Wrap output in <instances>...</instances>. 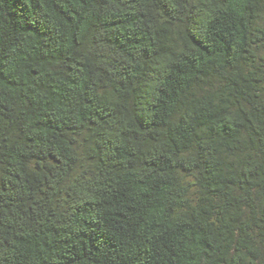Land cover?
I'll return each instance as SVG.
<instances>
[{"label": "trees", "instance_id": "1", "mask_svg": "<svg viewBox=\"0 0 264 264\" xmlns=\"http://www.w3.org/2000/svg\"><path fill=\"white\" fill-rule=\"evenodd\" d=\"M0 264H264V0H0Z\"/></svg>", "mask_w": 264, "mask_h": 264}]
</instances>
